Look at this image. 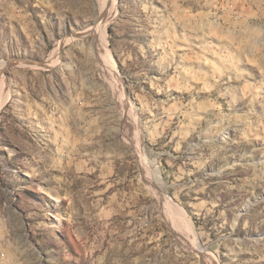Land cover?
I'll return each mask as SVG.
<instances>
[{
    "label": "rangeland",
    "instance_id": "rangeland-1",
    "mask_svg": "<svg viewBox=\"0 0 264 264\" xmlns=\"http://www.w3.org/2000/svg\"><path fill=\"white\" fill-rule=\"evenodd\" d=\"M100 3L0 0V264H264V0Z\"/></svg>",
    "mask_w": 264,
    "mask_h": 264
},
{
    "label": "bare ground",
    "instance_id": "bare-ground-1",
    "mask_svg": "<svg viewBox=\"0 0 264 264\" xmlns=\"http://www.w3.org/2000/svg\"><path fill=\"white\" fill-rule=\"evenodd\" d=\"M100 17L96 20L93 26H91L87 32L83 35L90 36V38L94 39V41L97 43V50L100 53L101 51H107L106 50V43H107V35H108V28L111 25L112 21L116 18V0H102V3H100ZM82 36V35H79ZM70 38H63L60 40L57 49L55 51L54 56H52L48 60V64H43L42 68H52L59 62V50L63 47V45L69 40ZM108 46V45H107ZM96 47V46H95ZM62 50V49H61ZM61 52V51H60ZM110 54V53H109ZM98 55V54H97ZM106 59L102 61L101 68L104 75H111L110 73H113L112 67L108 66V57L105 56ZM99 59V58H98ZM47 62V61H45ZM111 62V61H110ZM15 63V62H14ZM4 67L0 69V72L3 71ZM0 110L5 105L6 101L9 97V91L4 83V78L2 76V73H0Z\"/></svg>",
    "mask_w": 264,
    "mask_h": 264
}]
</instances>
